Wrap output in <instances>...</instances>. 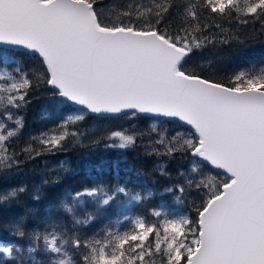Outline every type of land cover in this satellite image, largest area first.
Listing matches in <instances>:
<instances>
[{
  "label": "snow or ice",
  "instance_id": "6c2138e0",
  "mask_svg": "<svg viewBox=\"0 0 264 264\" xmlns=\"http://www.w3.org/2000/svg\"><path fill=\"white\" fill-rule=\"evenodd\" d=\"M220 21H259L264 29V0H129L119 9L112 0H0V213L26 192L3 186L9 170L69 141L82 145L88 136L80 125L89 115L158 118L160 128L109 129L90 142L131 149L146 136L145 154L157 158L161 176L171 177L168 162L189 165L162 192L136 191L129 180L66 188L41 218L42 231L25 230L38 211L25 207L5 228L28 241L30 264H264V64L224 81L194 64L196 52L233 39ZM25 57L38 64L25 68ZM42 87L59 122L17 151L21 112ZM172 122L180 127H164ZM64 173L34 185L30 198L48 200L73 175ZM166 194L184 209L153 205L96 231L110 209L132 211ZM187 197L197 198L195 217L185 214ZM23 251L0 242V256L12 264H24Z\"/></svg>",
  "mask_w": 264,
  "mask_h": 264
},
{
  "label": "trees",
  "instance_id": "16d2710c",
  "mask_svg": "<svg viewBox=\"0 0 264 264\" xmlns=\"http://www.w3.org/2000/svg\"><path fill=\"white\" fill-rule=\"evenodd\" d=\"M128 2L129 0H112V4L117 9L126 7ZM143 2L148 3V0H143ZM174 19L173 17V21ZM220 23L231 34L233 39L228 44L217 43L203 51H198L192 57V62L202 65L203 72L210 79L224 81L238 70H251L264 64V29L261 28L259 21L250 22L247 25L239 24L237 21H220ZM17 51L23 50L18 49ZM24 61L25 68H32L38 64L35 58L25 57ZM50 98V92L42 87L33 94L31 103L27 108L22 110L21 115L24 117L25 126L19 138L13 141L17 151L31 137L50 130L59 122V112H53L49 107L48 101ZM69 107L72 109L77 108L75 105H70ZM69 114L75 113L67 112L65 117ZM153 123L158 128L161 127L160 120L155 117L129 119L121 115L98 119L89 115L80 125V129L85 131L88 136V139H85L82 145L73 144L69 141L65 144L63 151L45 154L34 160H26L21 163L19 168L9 170V179L3 186L12 188L24 187L26 192L19 197V205H13L10 211L0 213V242L16 243L18 246H22L24 251L20 255L25 257L24 264H30L29 254L26 251L28 241L10 235V229H6L5 225L14 215L22 213L25 207H28L38 209V211L35 216L28 218L25 230L42 231L47 225L42 223L41 218L45 217L50 204L66 188L79 189L91 186L97 180L108 183L114 180H121V182L129 180V187L134 188L136 191L162 192L165 187L171 185L177 179L176 172L178 168L181 170L188 168L187 161L177 159L168 162V172L171 177L166 178L155 171L157 158L145 154V147L148 144L146 136L142 142L138 141L137 145L131 149L105 148L106 140H101L99 144L90 142L92 138L98 139L101 133L109 129L116 130L123 127L129 132H146ZM164 127L171 130L180 127V125L177 122H172L169 125H164ZM183 127L187 129L188 126L184 125ZM64 169L72 170L73 175L68 179H63V182L52 191L48 200L37 202L30 198L34 185L39 184L42 180L55 181L58 176L63 178L65 175ZM132 169H135V173H138L142 178L143 184L136 181V175L131 172ZM194 199L197 198L187 197V212H185V214H190L193 217H195V212L191 204ZM153 205H163L164 210L171 213H178L185 207L182 204H175L171 196L167 194L163 199L156 195L141 205L130 206L132 211L110 209L108 215L99 218L97 221L99 227L96 228V231L98 232L101 228L109 225H115L116 219L118 217L122 219L124 214H147V211ZM87 210L89 212L93 211L92 208ZM59 223L63 226L67 222L60 221ZM126 225L127 221H122V224L117 227L122 228ZM67 226L71 227V224L67 223ZM81 234L83 235L84 233L82 232ZM86 234L92 235L93 233L89 230ZM0 261H3V264H12V262H8L2 256H0Z\"/></svg>",
  "mask_w": 264,
  "mask_h": 264
}]
</instances>
